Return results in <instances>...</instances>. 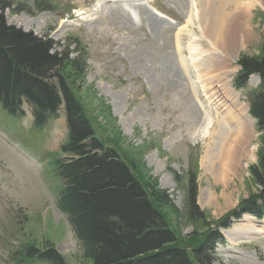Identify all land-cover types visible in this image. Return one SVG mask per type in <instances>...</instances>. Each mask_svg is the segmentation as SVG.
Instances as JSON below:
<instances>
[{"label":"rangeland","instance_id":"rangeland-1","mask_svg":"<svg viewBox=\"0 0 264 264\" xmlns=\"http://www.w3.org/2000/svg\"><path fill=\"white\" fill-rule=\"evenodd\" d=\"M15 1H27L31 13L7 10L9 25L52 40L60 52L74 41L86 49L84 77L68 82L105 145L114 147L141 181L169 194L172 204L160 209L183 243L196 245L217 232L213 264H264V218L243 209L259 191L250 171L262 142L256 120L230 186L202 165L212 124L227 112L237 115L239 107L248 112L249 90L260 85L258 75L245 89L234 81L240 57L257 56L262 49L264 2L238 0L237 8L227 6L236 30L214 43L206 37L203 14L210 2L221 0ZM37 1L43 3L38 9ZM221 87L237 101H227ZM213 95H219L216 101ZM24 107L30 113L28 104ZM205 114L210 126L202 124ZM24 123L32 133L38 130L31 117L10 115L0 104V264H22L16 252L32 242L42 249L55 246L68 264H90L57 201L62 182L54 163L66 158L60 146L68 137L64 111L40 133L27 130L16 139L10 126L18 133L25 131ZM20 142L26 153L20 152ZM196 166L197 204L209 223L200 230L181 215L187 209L188 171ZM245 228L246 235H237Z\"/></svg>","mask_w":264,"mask_h":264},{"label":"trees","instance_id":"trees-1","mask_svg":"<svg viewBox=\"0 0 264 264\" xmlns=\"http://www.w3.org/2000/svg\"><path fill=\"white\" fill-rule=\"evenodd\" d=\"M26 2L0 0V103L11 113L23 114L21 106L27 101L33 108L37 126L57 117L64 107L68 137L60 147L66 158L58 157L54 163L55 176L62 182L57 201L79 240L83 257L90 264H213L220 234L204 235L206 238L196 245L183 243L160 209L161 205L172 204L169 194L141 181L118 151L98 137L68 82L73 76L84 77L88 63L81 43H68L66 51L60 52L55 50L58 44L52 40L8 24L7 10L31 13ZM33 6L38 9L43 3L37 1ZM72 45L75 51H70ZM239 64L237 87H245L253 74L262 79L261 88L249 93L250 112L262 132L258 162L250 169L259 191L243 206L261 219L264 217V40L257 56L244 54ZM197 176L198 166L188 171L187 209L181 215L200 230L209 223H204L205 214L197 204ZM16 255L23 260L22 264L35 261L68 264L52 245L42 249L28 243Z\"/></svg>","mask_w":264,"mask_h":264},{"label":"bare ground","instance_id":"bare-ground-1","mask_svg":"<svg viewBox=\"0 0 264 264\" xmlns=\"http://www.w3.org/2000/svg\"><path fill=\"white\" fill-rule=\"evenodd\" d=\"M254 1V3H256L258 0ZM260 1L263 4L264 0ZM193 4L191 6L190 14L188 16L189 21H192L194 19L195 8L193 7ZM230 5H235L237 8L238 0H221L219 3L210 2L205 8L209 10L206 14H203V19L205 23L203 25V29L205 30L206 37H208V39L211 38L214 43H222L221 40H223L225 35L228 36L231 30H236V24L234 25L232 21L231 13L230 11H227V6ZM188 24L190 26L191 23L188 22ZM237 24H239V22ZM176 42L178 48V43H181V41H178L177 33ZM210 62L213 63V61ZM216 63L217 62H215V64ZM221 91L225 94L224 97L227 99V101H237V99H235L236 97L234 93L228 92L227 90H223L222 87ZM193 92L197 94L195 90H193ZM216 95L211 96V98H214L212 100L216 101V99L219 97V95L217 97ZM221 97L219 99H221ZM239 112L240 107L237 115L229 114V112H227L226 118H224L222 121H218L217 123L212 122V131L210 130V134L212 133L216 136L214 139L213 135L210 136L212 141L208 146V149L206 150V155H203L202 159L203 167H206L208 171L219 176L226 183L228 182V186H230L231 184L230 177H235L237 170L240 169L241 160L245 158V152L248 149V142L251 139L252 134V122L253 120H255L252 116H250V114H248L249 110L247 112V110L243 108V111L240 112L241 114H239ZM204 116V122H202V124L204 123V125L206 124V126H210L209 120L207 121L208 115L205 114ZM195 123L199 127V121H196ZM216 124L221 125L220 131L214 129ZM198 127L193 131L194 133L198 131ZM246 230L247 228L243 229L242 231H239L237 235H246ZM248 230L250 231V229Z\"/></svg>","mask_w":264,"mask_h":264}]
</instances>
